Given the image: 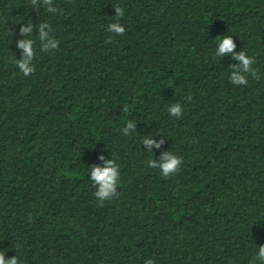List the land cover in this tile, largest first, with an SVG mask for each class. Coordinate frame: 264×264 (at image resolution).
Instances as JSON below:
<instances>
[{
  "label": "trees",
  "instance_id": "16d2710c",
  "mask_svg": "<svg viewBox=\"0 0 264 264\" xmlns=\"http://www.w3.org/2000/svg\"><path fill=\"white\" fill-rule=\"evenodd\" d=\"M0 0V251L20 264H259L264 245V0ZM123 35L108 32L116 22ZM59 46L40 51L35 25ZM32 23L25 77L19 29ZM224 36L255 58L234 85ZM111 37V42L109 41ZM181 104L183 115L168 113ZM128 121L136 131L124 135ZM164 139L152 153L145 136ZM170 151L180 172L147 161ZM120 166L101 205L89 175Z\"/></svg>",
  "mask_w": 264,
  "mask_h": 264
},
{
  "label": "clouds",
  "instance_id": "9594fccd",
  "mask_svg": "<svg viewBox=\"0 0 264 264\" xmlns=\"http://www.w3.org/2000/svg\"><path fill=\"white\" fill-rule=\"evenodd\" d=\"M46 7L49 13H56L58 10L53 6V0H30L32 7L38 8L40 4ZM116 22H112L107 26V31L116 35H123L126 31L125 27L119 23L120 18L124 16V9L116 7L115 9ZM38 31V39L40 41V51L50 52L56 50L59 46V41L56 40L51 33V25L42 22L39 25H35ZM34 26L32 23L22 25L19 29L20 34L24 37L16 41V47L21 50V56L16 59L15 63L20 72L28 77L35 72V68L32 64L35 56L36 49L34 47L35 41L32 39H26L33 34ZM111 42V37L109 41ZM236 43L232 36H224L220 39L217 47L215 56L222 58L224 56H230L236 61L235 65H232V70L229 76L230 82L234 85L247 86L248 75H251L253 79H259V72L253 68L255 64V58L247 55L244 51L236 52ZM168 113L179 119L183 115V108L179 103H173L167 109ZM136 131V123L128 121L126 126L122 129L124 135H129ZM164 143V139L154 140L151 135L145 136L141 145H143L148 152L152 153V150L159 149ZM100 161H103V166L92 165L90 166L89 179L92 185L96 188L94 196L97 201L102 205L104 201H110L115 197L119 196L117 191L118 182L120 179V166L113 159H105L103 155L98 157ZM183 159L180 156L173 154L170 151L162 152L159 159H150L147 161V166L150 168H158L161 175L164 178H170L180 172ZM259 264H264V245L258 247V251L255 257ZM0 264H20L17 256L5 259L4 251H0ZM145 264H155L154 260L147 259Z\"/></svg>",
  "mask_w": 264,
  "mask_h": 264
}]
</instances>
